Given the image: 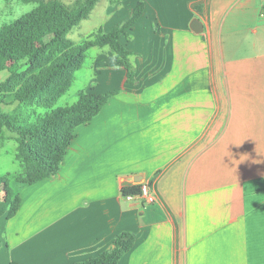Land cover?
Masks as SVG:
<instances>
[{
    "label": "crops",
    "instance_id": "0c3cea01",
    "mask_svg": "<svg viewBox=\"0 0 264 264\" xmlns=\"http://www.w3.org/2000/svg\"><path fill=\"white\" fill-rule=\"evenodd\" d=\"M139 1L121 39L135 83L94 52L86 91L117 92L56 175L19 185L5 264L82 262L123 232L135 243L118 264H264V0H108L103 31ZM141 183L153 203L122 195Z\"/></svg>",
    "mask_w": 264,
    "mask_h": 264
},
{
    "label": "trees",
    "instance_id": "16d2710c",
    "mask_svg": "<svg viewBox=\"0 0 264 264\" xmlns=\"http://www.w3.org/2000/svg\"><path fill=\"white\" fill-rule=\"evenodd\" d=\"M97 2L84 0L70 8L62 0L41 1L0 29V73L7 74L0 80V140L15 141V157L22 168L18 175L0 176V219L4 222L12 218L20 206L19 194L10 187V181L32 185L56 175L76 128L98 115L117 92L81 91L71 105L53 108L70 89L75 72L84 65L87 51L109 48L116 63L125 70L126 84L135 83L131 53L121 39L128 41V31L142 16V1L136 4L128 18L107 32L99 29L80 44L67 38L75 26L88 18ZM6 98L16 106L4 112L1 105L5 104ZM35 108L43 109L45 113L36 114ZM27 109H31V114L24 117L23 110ZM30 115L35 116L30 119ZM6 132L13 137H7ZM138 193L139 186L122 189L124 197ZM134 243L132 233H120L110 248L74 264H118Z\"/></svg>",
    "mask_w": 264,
    "mask_h": 264
},
{
    "label": "rangeland",
    "instance_id": "374dc122",
    "mask_svg": "<svg viewBox=\"0 0 264 264\" xmlns=\"http://www.w3.org/2000/svg\"><path fill=\"white\" fill-rule=\"evenodd\" d=\"M41 1L46 0H0V29L19 18L21 15L31 11ZM84 0H62L70 8H75L80 2ZM108 0H98L94 9L89 14L88 18L82 20L77 26H75L68 34L67 38L74 44H80L93 34L97 33L100 28L104 30L105 25L109 24L110 16L112 13H108ZM107 23V24H106ZM100 48H92L87 51L86 59L83 67L75 72L74 81L68 90V92L62 96L53 106V108L65 107L71 105L76 101L77 95L81 91H86L90 84V78L92 71L90 68L91 57L94 52ZM6 73H0V80L6 77ZM16 106L11 99L6 98L5 104L1 105L4 112L12 110ZM36 114H44L45 110L35 108ZM24 117L27 114H31V109L23 110ZM33 113V111H32ZM35 115H30V119H33ZM7 137H13L11 133L6 132ZM16 143L12 139L0 140V176L9 174L10 176L18 175L21 173V163L16 160ZM10 187L17 192L19 184L14 181H10ZM18 193V192H17ZM1 225V219H0ZM1 228V227H0ZM4 255L0 257V264H5Z\"/></svg>",
    "mask_w": 264,
    "mask_h": 264
},
{
    "label": "built area",
    "instance_id": "2783aa9c",
    "mask_svg": "<svg viewBox=\"0 0 264 264\" xmlns=\"http://www.w3.org/2000/svg\"><path fill=\"white\" fill-rule=\"evenodd\" d=\"M260 16L263 17L264 16V8H262V10L260 11ZM132 197H140L142 198L146 203H153L155 198L154 195L151 191L150 185L148 183H141L139 185V193L138 195H134V196H126V198L130 199Z\"/></svg>",
    "mask_w": 264,
    "mask_h": 264
},
{
    "label": "water",
    "instance_id": "95a60500",
    "mask_svg": "<svg viewBox=\"0 0 264 264\" xmlns=\"http://www.w3.org/2000/svg\"><path fill=\"white\" fill-rule=\"evenodd\" d=\"M190 27L196 32H199L200 28H201L200 23L198 21H196V20H193V22L191 23Z\"/></svg>",
    "mask_w": 264,
    "mask_h": 264
}]
</instances>
